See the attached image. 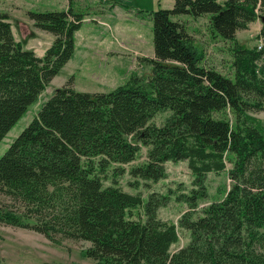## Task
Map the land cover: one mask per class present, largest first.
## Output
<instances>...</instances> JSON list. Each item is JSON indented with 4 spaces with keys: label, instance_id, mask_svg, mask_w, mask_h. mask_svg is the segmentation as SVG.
I'll use <instances>...</instances> for the list:
<instances>
[{
    "label": "trees",
    "instance_id": "trees-1",
    "mask_svg": "<svg viewBox=\"0 0 264 264\" xmlns=\"http://www.w3.org/2000/svg\"><path fill=\"white\" fill-rule=\"evenodd\" d=\"M152 13L146 79L132 75L94 93L74 88L72 76L0 157V226L53 242L89 241L84 255L96 264H264V126L249 112L264 108V0H174ZM181 13H209L213 35L231 42L232 78L202 64L204 50L171 17ZM256 17L263 21L261 42L250 48L235 31ZM29 18L55 40L37 56L16 40L0 11V142L73 58L84 15L69 4L30 11ZM161 111L169 113L152 123ZM140 145L147 152L130 170L136 178L158 181L165 161L187 160L193 187L175 196L188 204L176 222L157 216L165 194L144 200L116 182L104 184L113 164L120 165L114 174L125 172ZM224 169L230 187L196 215L207 172ZM179 228L189 238L171 251Z\"/></svg>",
    "mask_w": 264,
    "mask_h": 264
},
{
    "label": "rangeland",
    "instance_id": "rangeland-1",
    "mask_svg": "<svg viewBox=\"0 0 264 264\" xmlns=\"http://www.w3.org/2000/svg\"><path fill=\"white\" fill-rule=\"evenodd\" d=\"M173 3L174 0H0V11L8 13L16 40L20 41L23 47L34 50L40 57L45 55L55 36L35 27L29 18L30 11H61L71 4L74 11L84 15L82 26L75 34L76 47L73 58L46 87L39 101L29 107L27 113L0 142V157L30 123L42 104L72 76L74 88L94 93L111 91L127 82L132 75L146 79L151 71V64L142 58H151L154 55L152 11L158 7H171ZM171 17L183 24L187 34L204 50L202 64L233 77L231 42L219 35H213L208 23L209 13H203L201 16L181 13ZM262 25L263 21L256 17L245 28L235 31L237 40L252 48L261 42L257 32ZM249 112L264 126V108ZM168 113L158 112L150 121L158 124ZM146 148V145H140L136 160L122 165L125 172L119 175L114 174L113 169L120 165L113 164L103 176L104 184L116 182L127 192L141 194L144 200L151 192L157 196L165 194L167 201L157 208V216L168 222H176L188 204L175 196L178 193H189L193 187V176L187 160L165 161L166 176L158 181L133 177L130 170L145 161ZM227 167H230V164L227 163ZM204 184L207 193L205 197L198 199L194 209L196 215L201 213V207L221 199L223 192L231 185L225 169L219 173L208 171ZM138 211L141 212V209L133 211L134 217L138 216ZM178 235V241L170 246L171 251L185 244L189 238L186 230L181 228ZM59 240L53 242L30 229L1 225L0 264H96L94 259L84 255V251L91 246L89 241L60 237Z\"/></svg>",
    "mask_w": 264,
    "mask_h": 264
}]
</instances>
